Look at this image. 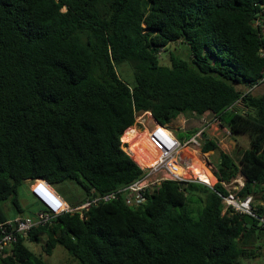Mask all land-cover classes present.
I'll use <instances>...</instances> for the list:
<instances>
[{"label":"trees","instance_id":"obj_1","mask_svg":"<svg viewBox=\"0 0 264 264\" xmlns=\"http://www.w3.org/2000/svg\"><path fill=\"white\" fill-rule=\"evenodd\" d=\"M171 43L186 47L187 60L166 53ZM262 53L264 0H0V224L12 219L8 200L17 217L34 214H22L17 200L24 182L43 180L62 198L71 182L82 196L63 199L76 207L91 190L139 180L144 165L120 139L140 114L171 128L180 116L209 113L233 141L249 139L236 162L205 138L201 152L219 156L202 181L212 188L164 181L137 208L119 199L84 218L61 214L20 235L0 264H46L25 245L42 238L45 255L60 245L78 264H240L261 255L258 227L224 211L217 193L242 176L237 195L264 202V92L252 90L264 83Z\"/></svg>","mask_w":264,"mask_h":264},{"label":"built area","instance_id":"obj_2","mask_svg":"<svg viewBox=\"0 0 264 264\" xmlns=\"http://www.w3.org/2000/svg\"><path fill=\"white\" fill-rule=\"evenodd\" d=\"M261 56H264V53H262ZM146 114L152 117L149 112H146ZM144 118L145 115H143L140 119L143 120ZM179 118L183 119L181 121V130H183L184 124L189 121H198V127L194 129V133L187 139L184 138L183 140H179L171 132L172 129L170 127L157 123L153 118L151 125L147 131H145V134L140 130L141 126L143 127V122L140 123V119H135L136 122L132 126L133 129L138 132L139 135L143 133L145 134L144 139L146 143H141L142 151L144 152V150L147 151L152 149L156 153V161L151 166H142L137 163V161L133 158L134 152L130 148V144L123 142L121 137L120 141L122 150L126 154L130 155L144 172L143 176L139 180L134 181L127 186L100 195L96 194L94 190H91L90 196L87 197L83 203L76 207H71L45 181H28L32 184L29 185L30 192L36 201L41 202L44 205L45 210H37L32 217L28 216L22 218L18 216L0 224V259L9 255L11 247L16 243L20 235L25 236L33 229L51 225L55 218L61 214L79 213L80 218H84V213L91 207L98 206L99 204L110 203L119 199H122L127 207L137 208L145 202L146 193L151 189L158 187L164 181H173L177 183H202L212 188V186L202 181L184 177V167L182 166L183 163L181 160V153L187 152L196 158L199 155L205 157L208 156L207 154L209 153L213 154V152H201V147L204 144L205 138L215 141L218 147L221 146V141L216 139V135H213V137L207 135L208 128L213 124L221 130L224 138L228 137L231 139V133L228 129L221 126V122L217 117L209 113H205L201 117L192 116L190 119H187L184 116H180ZM140 138L141 137L137 139L139 140ZM202 164L209 170V172L212 170L209 164L205 165L204 162H202ZM36 181L44 182L56 194V196L62 200L63 203H65L66 208L61 212H54L33 192L32 186ZM243 186L244 178L242 176H237L229 183H222V187L227 193L226 195L217 194L221 198V204L224 211L228 210L242 216H250L264 228V212L261 213L259 208L255 206L254 203L256 200L254 196L247 195L242 198L237 195ZM260 206L264 208V202H262Z\"/></svg>","mask_w":264,"mask_h":264},{"label":"rangeland","instance_id":"obj_3","mask_svg":"<svg viewBox=\"0 0 264 264\" xmlns=\"http://www.w3.org/2000/svg\"><path fill=\"white\" fill-rule=\"evenodd\" d=\"M167 48H168L166 51L167 54L172 53L177 58H180L182 60H187L186 57H187L188 50H186V47L181 46L178 49L176 47L175 43H171L168 45ZM164 54H165V52L162 53L161 57H163ZM165 56H166V54H165ZM165 56H164L165 59L161 58V63L167 62V57H165ZM119 72H120V77L124 82H126L127 84H130V85L133 84L134 78H133L132 71L130 73L124 72V71H122V68H121V69H119ZM252 90H253L254 95H258V94L263 93L264 92V83L253 88ZM143 115H145V118L142 120L140 118ZM135 119L136 120L140 119L139 120L140 123L143 122V127L141 126L140 130L146 134L145 131H147V129L150 127L151 122H152V117L148 116L146 113L145 114L143 113V114L136 116ZM182 120H183L182 118H178L171 125V129H172L171 132L174 134V136H177V134H182L184 136L186 132L192 133L194 131V129H196L198 127V121H189L188 123L184 124L183 130H181L180 127L182 125V123H181ZM207 135L212 136V137H213V135H216L217 136L216 139L221 141L220 142L221 146L219 147L220 150L224 153L229 154L236 162L240 158L241 152H244L245 150H247L249 148V139L246 135L237 136L235 138V141H233L232 139H230L228 137L224 138L223 133H221V130H219V128L215 124H213L212 126H210L208 128ZM232 143H235L237 145V148L234 150L232 147ZM182 153H184V152H182ZM207 155L208 156H205V157L199 155L197 157V159L201 163L204 162L205 165L209 164L210 167L212 168V170L214 171L216 168V165H217L218 157H219L218 152H215V153L213 152V154L209 153ZM212 170H210L211 174H212ZM184 175H185V177H187L186 173H184ZM214 182H216V180H214ZM29 184H31V183L24 182L17 189V200H18L20 207L23 210L22 214H24V215L32 214V213H35L37 211V204L33 198L32 193L29 191ZM32 190L52 210L55 207H60V208L66 207L65 203H63L62 200H60L56 196V194L47 185L46 186L42 185V184L33 185ZM60 192L62 193L63 198H66V200H68V201L77 200L82 196L81 189L77 185H75L71 182H67V183L63 184L60 187ZM190 200L192 201V204H191V208L193 211L192 216L194 218H196L198 216V212L201 209V206L196 201L195 196L191 197ZM261 203H262V201L260 199H258L255 201L254 204L256 207L260 208ZM2 207H3V210L6 214V216H8L9 218L17 217L16 212L13 209L10 200L2 203ZM254 235L258 238V240L256 241L255 244L257 245V247L259 246L262 253H261V255L257 256L254 259H241L239 262L240 264H264V229L261 226V224H258V228L254 231ZM43 244H44V238H42V240L39 243H32V242H26L25 243L27 248L30 251H32L34 254H36L37 256H41L42 260L46 264H78V261L75 260L74 258H72L68 254V252L60 245H57L54 248L51 255H49V256L45 255L42 251Z\"/></svg>","mask_w":264,"mask_h":264},{"label":"bare ground","instance_id":"obj_4","mask_svg":"<svg viewBox=\"0 0 264 264\" xmlns=\"http://www.w3.org/2000/svg\"><path fill=\"white\" fill-rule=\"evenodd\" d=\"M138 132H136L133 127H130L126 130L124 136H123V141L125 143H129L130 147H135L136 149V156L139 159V161L144 165V166H151L152 164H154V162L156 161V153L150 149L144 152L142 151V145L141 143H146L145 139H144V133L140 134L138 136ZM141 137L140 139L142 140H138L137 138ZM143 154H142V153ZM181 156L183 160H185L187 162V164H182V166L184 167L183 172L186 173L187 178H192L195 180H199V181H203L204 176H205V171H209L207 168H205L203 166V164L196 158L194 157L192 154H189L187 152L181 153ZM154 160V161H153ZM192 161L196 162V165L192 164ZM66 207L64 208H59L58 210L54 211V212H61L62 210H64Z\"/></svg>","mask_w":264,"mask_h":264},{"label":"water","instance_id":"obj_5","mask_svg":"<svg viewBox=\"0 0 264 264\" xmlns=\"http://www.w3.org/2000/svg\"><path fill=\"white\" fill-rule=\"evenodd\" d=\"M243 220H244V223H245L247 228H250V227L256 228V227H258V222L254 221L253 218H251L250 216H247V215L243 216Z\"/></svg>","mask_w":264,"mask_h":264},{"label":"crops","instance_id":"obj_6","mask_svg":"<svg viewBox=\"0 0 264 264\" xmlns=\"http://www.w3.org/2000/svg\"><path fill=\"white\" fill-rule=\"evenodd\" d=\"M235 145H236L235 143H232L233 150H234Z\"/></svg>","mask_w":264,"mask_h":264}]
</instances>
